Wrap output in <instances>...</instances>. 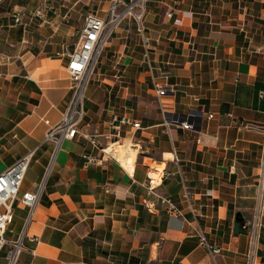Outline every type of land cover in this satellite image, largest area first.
Masks as SVG:
<instances>
[{
    "label": "crops",
    "instance_id": "crops-1",
    "mask_svg": "<svg viewBox=\"0 0 264 264\" xmlns=\"http://www.w3.org/2000/svg\"><path fill=\"white\" fill-rule=\"evenodd\" d=\"M59 1L0 0V172L32 152L21 192L42 186L16 264H248L264 201V0H147L148 45L133 20L116 26L85 87L79 133L56 149L44 120L56 124L69 103L68 54L84 17L109 4L77 13L83 0ZM154 81L167 93L157 97ZM197 109L193 129L171 122ZM111 117L127 120L119 138ZM152 171L181 216L148 193ZM27 215L15 201L11 240ZM258 245L264 264V212Z\"/></svg>",
    "mask_w": 264,
    "mask_h": 264
},
{
    "label": "built area",
    "instance_id": "built-area-1",
    "mask_svg": "<svg viewBox=\"0 0 264 264\" xmlns=\"http://www.w3.org/2000/svg\"><path fill=\"white\" fill-rule=\"evenodd\" d=\"M147 0H109V4L105 16L100 17L96 14L89 13L84 17L83 26L79 34L76 48L68 54L66 63V72L71 81V96L66 110L61 114L60 120L56 124H50L49 120L45 119L44 123L49 125L45 133V141L52 142L56 149L59 147L63 139H73L79 133V123L84 116V92L85 87L90 80L95 70V65L99 54L106 43L108 37L113 33L117 25L123 19L133 20L136 26V32L141 36L144 44L148 45L146 29L143 25L145 13V3ZM40 14V10L37 12ZM172 12H167L168 17H172ZM173 21L180 23V19L174 18ZM148 49L145 50L144 57L149 60ZM154 93L160 97L167 93V87L159 85L154 81ZM170 89V88H169ZM165 106L161 103V111H164ZM203 112L201 109L190 110L183 118H173L171 122L180 129H193V118ZM209 117L212 115L209 114ZM127 120L123 117H111L108 124L111 127L110 134L113 137L119 138V129L122 123ZM167 125V121L164 123ZM133 127L138 128V122H132ZM244 127L249 126L243 124ZM106 149V148H105ZM104 148H101L105 152ZM174 160H177L175 152L172 153ZM32 152H29L12 165L0 172V251L6 243L5 234L10 230L9 227L13 220V204L19 201L27 207L28 215L24 222L23 230L15 240H11L12 246L6 255V264H16L22 246V239L26 234L29 222L32 220L33 211L36 207L42 186L38 192H21V185L25 175L27 166L29 165ZM85 163L92 162L93 158L89 154H84ZM257 185L259 194L264 198V158L259 169ZM153 171H157L156 168ZM148 173L149 183L146 187L149 194L155 197L156 201L164 206L168 215L181 216L182 213L170 197L159 194L156 189L160 185L159 178L155 172ZM109 190V188H106ZM116 193L115 189L112 190ZM148 209L155 208L153 202L148 203ZM264 212V201L254 211L253 221L248 227L249 230V248L247 251L248 264H263L258 256V241L261 236L262 219ZM194 214V210H191ZM200 244H204L213 253L220 250L219 247L211 246L203 233L199 235Z\"/></svg>",
    "mask_w": 264,
    "mask_h": 264
},
{
    "label": "rangeland",
    "instance_id": "rangeland-1",
    "mask_svg": "<svg viewBox=\"0 0 264 264\" xmlns=\"http://www.w3.org/2000/svg\"><path fill=\"white\" fill-rule=\"evenodd\" d=\"M47 1V0H46ZM75 0H60L59 3H66V4H69L71 5L72 2H74ZM107 0H83V1H79L78 4H79V7L76 8V5H75V10L74 12H77V13H80L81 11H83L82 9L85 8V7H90L91 10H98L99 12H101V9L102 7L104 6V4H107L106 2ZM87 4V5H86ZM82 8V9H81ZM69 13V12H68ZM70 14V13H69ZM68 14V15H69ZM126 19H123L122 20V24L123 22L125 21ZM77 36H75L76 38ZM73 38V39H75ZM96 71H97V67H96ZM85 109V108H84ZM20 215H23V214H20ZM11 237H12V232H7L5 234V238H6V243L4 244V246L2 247L1 251H0V257H4L7 255L8 251L10 250V247L12 246V242H11ZM12 240H15L12 239Z\"/></svg>",
    "mask_w": 264,
    "mask_h": 264
},
{
    "label": "water",
    "instance_id": "water-1",
    "mask_svg": "<svg viewBox=\"0 0 264 264\" xmlns=\"http://www.w3.org/2000/svg\"><path fill=\"white\" fill-rule=\"evenodd\" d=\"M236 220L238 221L239 225H242L243 224V221L241 220V218L237 217Z\"/></svg>",
    "mask_w": 264,
    "mask_h": 264
},
{
    "label": "trees",
    "instance_id": "trees-1",
    "mask_svg": "<svg viewBox=\"0 0 264 264\" xmlns=\"http://www.w3.org/2000/svg\"><path fill=\"white\" fill-rule=\"evenodd\" d=\"M238 228H236V230H237ZM246 231V230H245Z\"/></svg>",
    "mask_w": 264,
    "mask_h": 264
}]
</instances>
